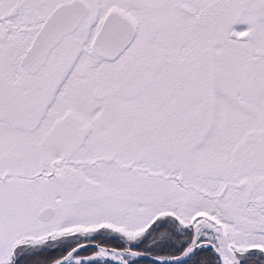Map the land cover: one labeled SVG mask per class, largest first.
Masks as SVG:
<instances>
[{
  "label": "snow or ice",
  "instance_id": "6c2138e0",
  "mask_svg": "<svg viewBox=\"0 0 264 264\" xmlns=\"http://www.w3.org/2000/svg\"><path fill=\"white\" fill-rule=\"evenodd\" d=\"M0 264H264V0H0Z\"/></svg>",
  "mask_w": 264,
  "mask_h": 264
}]
</instances>
